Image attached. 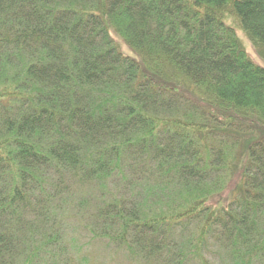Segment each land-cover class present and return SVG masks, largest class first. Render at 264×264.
Masks as SVG:
<instances>
[{
  "label": "trees",
  "instance_id": "16d2710c",
  "mask_svg": "<svg viewBox=\"0 0 264 264\" xmlns=\"http://www.w3.org/2000/svg\"><path fill=\"white\" fill-rule=\"evenodd\" d=\"M227 18L264 59V0H0V264H264V67Z\"/></svg>",
  "mask_w": 264,
  "mask_h": 264
},
{
  "label": "rangeland",
  "instance_id": "374dc122",
  "mask_svg": "<svg viewBox=\"0 0 264 264\" xmlns=\"http://www.w3.org/2000/svg\"><path fill=\"white\" fill-rule=\"evenodd\" d=\"M226 24H228L229 26L233 27L237 33V36L243 46V48L247 51L248 55L251 57V59L256 62L257 64L261 65L264 67V59L262 56L259 55V53L256 51V49L254 48V46L252 45V42L250 41V39L248 38L247 34L245 33V31L243 29H241L236 25V21L234 18H227L225 20ZM114 38L116 39V42L119 44L120 48L122 49V52L126 55L129 56H135L130 50L129 48L116 36L114 35ZM233 185L232 184L229 186L228 189H231ZM229 194V192H225L221 195V198L216 197L214 200H212L213 203H219L220 201L222 202L223 200L225 201V198L227 197V195ZM99 244V245H98ZM110 246H112L113 244H110ZM92 254H94L93 257H91L92 259V264H136L133 260H131L129 262L126 261V253L123 251H119L118 249H114V248H106L103 245H100V243L95 242L94 245L92 246L91 250ZM90 253V252H89ZM208 255V254H206ZM212 257H209V261L213 262V264H219L218 259H211ZM95 262V263H94Z\"/></svg>",
  "mask_w": 264,
  "mask_h": 264
}]
</instances>
